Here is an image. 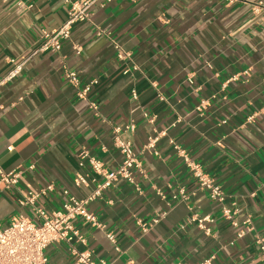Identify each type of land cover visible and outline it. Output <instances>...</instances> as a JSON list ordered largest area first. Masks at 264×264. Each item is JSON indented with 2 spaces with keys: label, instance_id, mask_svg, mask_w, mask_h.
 I'll return each mask as SVG.
<instances>
[{
  "label": "crops",
  "instance_id": "0c3cea01",
  "mask_svg": "<svg viewBox=\"0 0 264 264\" xmlns=\"http://www.w3.org/2000/svg\"><path fill=\"white\" fill-rule=\"evenodd\" d=\"M27 1L0 0V77L10 58L23 60L44 29L67 18L65 0ZM90 17L74 24L59 52L30 56L0 86V165L22 171L16 187L0 182V225L17 214L36 219L19 201L23 192L53 183L37 202L48 211L61 208L65 189L87 195L94 183L75 184L90 171L79 152L117 168L114 127L133 122L122 135L144 172L104 189L88 206L104 226L75 218L85 241L49 244L48 264H87L76 252L96 264H202L212 256L210 264H264V0H97ZM66 70L81 87L97 80L88 98ZM191 162L222 186L223 204L197 190ZM223 206L236 209L233 218ZM205 215L214 218L209 233L188 222Z\"/></svg>",
  "mask_w": 264,
  "mask_h": 264
},
{
  "label": "built area",
  "instance_id": "2783aa9c",
  "mask_svg": "<svg viewBox=\"0 0 264 264\" xmlns=\"http://www.w3.org/2000/svg\"><path fill=\"white\" fill-rule=\"evenodd\" d=\"M96 1L65 0L69 4L66 20L57 28L44 29L38 46L31 50L23 60L18 61L15 58H10L13 67L4 76L0 77V86L14 79L21 72L30 56L47 51L59 52L63 43L70 39L74 24L91 20L90 11ZM16 2L20 7L31 6L27 0H16ZM119 47L116 44V48L120 49ZM77 49L80 50L79 47ZM119 56L123 58L127 54L120 50ZM65 76L71 84L78 88V96L80 98H88L91 85L97 83V80H92L89 84L81 87L79 75L74 70H66ZM133 95L136 96L135 90ZM203 103L198 107L199 110H201ZM90 107L97 110L98 103L91 100ZM124 130L134 131L135 124L130 122L125 128L114 127V144L123 156L121 164L115 169L108 168L101 159L91 154L87 148H83L79 152V165L81 167H89L90 171L89 173H78L75 178V184L80 186L83 184L88 185L91 182L94 183V188L87 195L78 198L65 189L63 193L66 199L62 203L61 208L48 211L38 206L37 202L42 197L48 196L55 189L53 183L47 184L38 190L22 193V197L19 199L20 203L24 206H29L36 219L17 214L12 217L8 225H0V264H48L46 248L49 244L67 242L72 245L75 238L85 241L84 237L74 226L73 220L77 217L85 219L93 226H104L97 216L89 210V204L100 197L104 189L112 186L119 179L134 183V172L136 170L144 172L143 163L138 152L134 149L132 141L122 135ZM155 141L156 139L154 138L151 144ZM190 166L194 176L197 178V190L206 191L211 199L223 204L227 195L222 186L207 174L200 164L191 162ZM21 174V170L5 171L0 165V182H3L7 188L16 187ZM180 194L185 197L184 189L180 190ZM223 213L228 218H233L236 209L223 206ZM154 221L157 222L158 218H155ZM213 221L214 218L211 215L193 216L188 220L189 223H197L207 233L211 231L207 223H212ZM234 222L236 223V221ZM244 223L250 225L251 220L247 218ZM108 235L110 239L115 240L114 234L109 233ZM259 242L261 249L264 251V240L260 239ZM72 249L74 252L76 251L73 247ZM76 254L79 261L87 264H96L92 260L90 252H76ZM213 258L214 256L204 260L202 264H210ZM101 264H107V262L102 261Z\"/></svg>",
  "mask_w": 264,
  "mask_h": 264
}]
</instances>
